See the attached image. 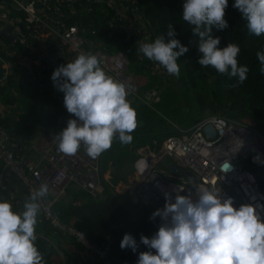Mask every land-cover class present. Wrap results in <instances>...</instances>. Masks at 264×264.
<instances>
[{"label": "clouds", "instance_id": "9594fccd", "mask_svg": "<svg viewBox=\"0 0 264 264\" xmlns=\"http://www.w3.org/2000/svg\"><path fill=\"white\" fill-rule=\"evenodd\" d=\"M229 0H185L182 20L200 37L198 63L213 67L221 76L247 79L249 68L240 65V47L229 43L219 47L220 37L211 33L228 28L226 9ZM233 7L246 21L249 34L264 35V0H235ZM168 37L159 35L152 41L139 42V53L158 63L169 76L179 78V57L189 51L169 25ZM178 49V51L176 50ZM264 74V52H257ZM54 86L64 93V107L73 117L53 136L58 151L76 155L83 148L92 159L112 148L115 139L123 145L133 142L137 128V111L128 97L135 90L129 82L109 76L97 55L81 52L66 65H60L51 77ZM256 163H264L259 156ZM222 170L225 165H221ZM228 165H226V168ZM165 191V206L152 213L161 218L158 231L151 237H140V244L155 250L140 252L137 264H264V219L256 206L242 204L237 209L232 198H224L216 186H195V199L190 191ZM47 183L32 191L23 202V211L0 201V264H46L39 250L36 226L41 213L40 201L49 196ZM174 200V202H173ZM121 249L139 248L131 234H125Z\"/></svg>", "mask_w": 264, "mask_h": 264}, {"label": "built area", "instance_id": "2783aa9c", "mask_svg": "<svg viewBox=\"0 0 264 264\" xmlns=\"http://www.w3.org/2000/svg\"><path fill=\"white\" fill-rule=\"evenodd\" d=\"M123 2L0 0V33L11 25L12 34L22 42L25 40L26 31L37 54L31 59L26 58L25 61L48 69L50 79L60 65H66L81 52H91L101 58L102 67L109 76L135 86L133 94L129 97H138L142 104L152 107L153 104L161 102L160 91L150 89L139 94L140 88L146 86L148 81L129 72V54L132 49L128 48L116 54H107L98 48L93 50L86 44L82 28L76 23L104 6L106 12L103 11V18L107 17V14L110 15V12L115 13V19L110 20V28L124 33L126 40L129 35H134L136 45L139 46V42H146L151 37H148L149 34L141 26V22L136 20V14L140 13L138 9H129ZM2 50L7 51L8 48L0 43V53ZM136 55L139 60H143L144 57L138 50ZM150 68L161 76L167 74L166 69L156 62L152 61ZM33 81L39 82V78L34 77ZM46 84L39 83L38 86L43 90ZM64 111L69 119L75 118L65 107ZM208 125H212L217 132L214 139H209L204 133ZM233 125L231 120L224 117L209 118L195 125L190 135L168 137L157 150H140L132 167L136 183L128 193L130 202L134 206L153 207L157 210L165 206V191L171 192L173 198L176 195L173 189H182L181 195H188L191 191L195 199V186H216L221 189L224 198L233 199L234 207L238 209L242 204H252L264 219V197L255 174L238 166L234 161L232 163L238 168L233 172L228 173L220 169L219 160L225 157V147L234 143L233 139L239 135L226 136L232 131ZM220 130H224L225 134L220 135ZM27 147L12 137L7 128L0 124V191L8 193L14 204L13 209L21 212L23 207V200L11 188L13 180L21 186L25 198L41 184L47 183L50 194L40 201V218L55 235L66 237L80 246L77 253L80 264H137L129 258L115 254L112 241H90L83 230L65 222L55 210L66 198L71 185L78 186L95 199L104 193L100 167L104 153L99 158L92 159L81 148L74 156L64 155L58 151L57 144L50 136L44 137L34 147L35 155H29ZM165 161L170 163L169 167L164 166ZM171 166L183 170L184 174L172 173ZM186 172H191L197 179L187 177Z\"/></svg>", "mask_w": 264, "mask_h": 264}, {"label": "trees", "instance_id": "16d2710c", "mask_svg": "<svg viewBox=\"0 0 264 264\" xmlns=\"http://www.w3.org/2000/svg\"><path fill=\"white\" fill-rule=\"evenodd\" d=\"M122 1H124V5L128 6L129 9L137 8L138 11L143 14L146 30L151 34V38L146 40V42L154 40L159 35H163L165 37V42H167L170 39V37H168V26L172 25L176 32L175 38L180 40L184 46L188 47L189 51L179 57L178 60V64L181 68V78H179L178 84H174L177 90H181V88L184 89L189 84L191 89L199 95V98H202L201 105L205 110L210 108L213 109L215 113L222 111L223 115L230 116V120H238L245 116L252 117L256 121L255 129L264 136V74L260 71L262 65L256 55L257 52H264V35L256 36L249 34L246 28V21L242 18L239 11L233 7L235 0H229V6L226 9L225 19L228 21V28L218 31L213 26L211 34L214 37H220L221 44L219 47L221 48L226 47L230 42L239 45L241 51L238 61L240 65H246L249 68L247 79L242 84L238 83L237 78H229L226 75L221 76L211 66L202 67L199 65L198 60L202 56V53L198 51L200 37L198 34H193L191 27L182 20L183 4L185 0ZM93 19L97 23V18L95 16L92 17V20ZM112 19H115L114 12H110L109 17L107 16L101 20V23L98 25L99 30L97 31L101 34L105 31L118 34L124 41L134 45V48H131L132 52L130 54H132L133 51L136 53L139 49V46L136 45V37L134 35H129V38L126 40L124 33L121 31L117 32L113 28H110L109 23ZM84 23L86 24V22ZM1 38L10 43L12 42L5 35H2ZM176 50L178 51V49ZM136 56H134V60L138 62ZM140 61L137 69H132L133 72L136 74L149 75L148 73L152 71L150 68L152 61L147 62L145 57ZM5 71L2 63H0V93L2 92L4 94V92L10 88L19 92V88L22 84L32 82L20 75L18 84H16L17 78L8 77L5 84L1 85V79L5 77ZM158 76L159 80L165 78V75ZM168 79L170 80V78ZM39 83H46V79H39V82H35L37 86ZM150 85L149 83V87H147L146 90H159V84L154 87ZM137 102L138 101H135L132 104L136 111L143 106V104L138 105ZM203 108H201V110ZM49 109L50 112L48 111L47 113L48 115L50 114V119L47 123V128L51 132L57 134L66 127L67 119L64 117V112H62L61 109L53 105L49 106ZM141 121H144L145 125L139 127L138 124ZM0 124L7 128L12 137L17 138L19 135H22V140H17L24 146H28L27 142L31 140L36 131V127H31L29 125L23 128L18 126L16 128L11 127L7 119H3L1 116ZM147 124L148 120L143 119L137 112V128L132 133L136 141H140L142 137L147 135L145 129ZM149 132H151V130ZM116 140L118 139H115V141ZM133 148L134 150L138 149L139 144L133 145ZM106 152L107 151H105L104 154ZM104 154L102 158H104ZM251 156L256 157L259 155L256 152H252ZM119 157L120 164H122L124 160H122L123 158L121 155H119ZM101 162L103 166V159ZM246 169L255 174L261 187L264 186V165H259V163L255 162V164L249 165ZM101 182L104 187V193L99 198L94 200L93 198L92 200L89 199V201L84 203L83 207L77 209H73L70 205H63L59 210L56 209V212L65 222L72 216L76 217L77 221L74 225L83 230L90 241L94 243L112 241L115 254L129 258L137 263L140 252H155V250L140 244V237L143 234L151 238L158 231L162 223L161 218L156 217L154 220L151 219L150 217L156 209L153 207L134 206L130 202L127 193L119 194L115 192L104 179L103 170H101ZM125 234H131L137 240L139 248L135 253L130 248L121 249L120 244ZM63 239L65 243L70 241L73 246V248H71L72 253L66 252L67 261L76 264V257L80 250V246L66 237H63ZM36 244L39 250L44 254L46 264H52L53 259L59 255L53 242L49 238L39 237L37 238Z\"/></svg>", "mask_w": 264, "mask_h": 264}, {"label": "rangeland", "instance_id": "374dc122", "mask_svg": "<svg viewBox=\"0 0 264 264\" xmlns=\"http://www.w3.org/2000/svg\"><path fill=\"white\" fill-rule=\"evenodd\" d=\"M103 11L106 12L104 6H101L96 13L92 15L91 14L86 15L83 19L76 21V23L80 25V27L82 28V36L84 37L88 47L93 48V50L95 48H98L100 51H103L104 53L107 54H116L119 52L126 51L128 48H134V45H132V43L124 41L122 37L116 33L113 34V33H109L108 31H105L101 34L99 33V31H97L99 30L98 29L99 23H101V20H103L102 18ZM93 16L97 18V23L94 21V19L92 20ZM107 16L109 15L107 14ZM136 20H139L138 22H141V26L144 27L146 30L143 21L145 20V18L141 12L136 14ZM84 22H86V24ZM148 34H149L148 37H151V34L150 33ZM24 35H25L24 39L26 40V42H29L30 40L28 39V35L26 31H24ZM4 40L5 39L1 38L0 43L3 44L6 48L12 47L11 45L12 42L10 43L8 41L7 44ZM12 49H13V57H9L7 51L5 50H2L5 51V54H2V57H0V63L2 61L7 62V66H6L7 70L5 71V74L6 72L7 73L9 72L10 74L9 68H11L12 71L13 69L14 71H16L17 68H20L21 57L29 53V49H26L25 45L21 43H19L17 46L12 47ZM134 56H136V53L134 51L132 54H129V67H128L129 72H133L132 69L136 70L139 63L141 62L137 56L136 58H138V62H136L134 60L135 59ZM146 61L149 62V60L147 59ZM8 62L11 64H9ZM18 71L19 70H17V72ZM148 74L149 75H147V77H149V81L151 84L150 86L154 87L155 85L159 84L158 89L160 91L162 98L161 102L157 104H153L152 107H149L143 103V106L137 111L138 114L141 115L143 119L148 120L147 127H145L147 131V135L142 137L141 141L144 145H149L151 149L157 150L158 147L161 146L163 141L168 137L181 136L183 134L190 135L195 125L200 123V121H204L206 119L214 118V117H224L230 120L229 118L230 116L223 115L222 111L215 113L213 109L210 108L205 110L201 105L202 98H199V95L196 94L191 89L189 84L184 89L181 88V90H177L174 84L179 83V78H181V76L177 78L166 74L163 80L162 79L159 80V76H158L159 74L153 71H150ZM46 78H47L46 79L47 86L43 90H41V88L38 87L33 81L29 83H24L20 86L19 88L20 94L18 97L14 98L13 93L11 94L10 92H8L10 93L8 94L6 92L4 101H1V103L7 105V107L5 108L6 109L5 116L7 122L11 124L10 125L11 127L16 128L18 126L20 128H23L24 126L29 125L31 127L32 126L36 127V129H38L39 126H43L47 128V123L50 119L49 117L50 114L48 115L47 112L50 110L49 106L54 104H55L54 107H57L58 109H61L62 112H64L63 115L68 122L69 118L67 117L64 111V102H63L64 97L62 96L61 91H59L54 86V83L49 78V76H46ZM168 78H170V80ZM16 80H15L16 84H18V79ZM3 84L4 83H1V85ZM209 100L212 99L210 98ZM8 104L10 105L8 106ZM201 108H203L204 110L203 109L201 110ZM231 121L232 124L236 125L237 128L239 129L252 130L255 134H257L261 138L262 141H264V136H262L255 129L256 121L252 117L245 116V117H241L238 120L231 119ZM67 122H66V127H67ZM150 130L151 132H149ZM51 133L54 134V132ZM241 136L244 135L242 134ZM246 137L247 138L245 139V142L242 143V144H248V146H246L247 149L245 152L241 151V148L239 147L235 149L233 145L230 147L232 158L234 159L238 155L239 159L235 163L238 166H242L243 169L248 168L249 165L255 164L253 160L254 157L251 156V153L254 151H250V149L255 148L256 146L255 144H253L252 138L250 137L248 138V136ZM236 141H238V138L233 139V142ZM241 147L244 148L245 145ZM234 150L237 151V153H234L235 152ZM246 152H249L250 155L248 156L241 155V153H246ZM257 154L259 155L260 160L264 161V156L259 153ZM101 163L102 162L100 161V167L102 170ZM259 165H264V163H259ZM130 172L132 174V171ZM11 204L14 205L13 202H11ZM54 238L56 239L57 235L55 236L53 234V239ZM51 239L52 238H50V240ZM53 239L51 241L53 242L54 247L57 250L58 244ZM58 256L61 257L64 256V254L59 252Z\"/></svg>", "mask_w": 264, "mask_h": 264}, {"label": "crops", "instance_id": "0c3cea01", "mask_svg": "<svg viewBox=\"0 0 264 264\" xmlns=\"http://www.w3.org/2000/svg\"><path fill=\"white\" fill-rule=\"evenodd\" d=\"M131 19H132V21L134 20V18H131ZM28 39L30 40V41L28 40L29 42H26V40H23L22 42L17 40V43L15 45L13 43H11L12 47L17 46L19 43L24 44L25 48L29 49V53L25 54L23 57H21V64H20L21 67L17 68V70H19L18 72H17V70L14 71V69L12 71V69L9 68L10 74H9V72L8 73L6 72L5 77H3L1 79V81L4 84H5L6 79L8 77H15V79L17 78L20 80V75H22L25 79L33 82L34 77H37L39 79H47L46 76H50L49 70L46 69L45 67L39 66L36 63H31L29 61H25L26 58L31 59V57H33L35 54H37V51L35 52L33 45H31V44H33L31 38L28 37ZM4 41L8 44V41H6V40H4ZM27 45H30L31 47H28ZM12 47L8 48V50H7L9 57H13ZM2 54H5V51H2L0 53V57H2ZM3 60H4V57H3ZM1 63L3 65V68L5 70H7L6 69L7 62L2 61ZM9 64H11V63H9ZM130 73H133V72H130ZM133 74L140 77V78H143L144 80L147 79L148 84L144 87H141L139 90V94H143V92L147 91L146 90L147 87H149V83H150L149 77H147L146 74H135V73H133ZM45 86H47V84ZM6 92L7 93L10 92L11 94L13 93L14 98L18 97L20 94L17 90H15L13 88L6 90ZM6 92H4V94L2 92L0 93V99H1L0 100V116L3 119L6 118V116H5L6 109L5 108L7 107V105L2 104L1 101H4ZM10 93H8V94H10ZM61 94L64 97V93L61 92ZM128 100L131 102V104H133V102H135V101H138L137 102L138 104L139 103L142 104V102L139 100L138 97L132 96V97H129ZM9 105L10 104H8V106ZM55 134L56 133L52 134L48 128H45L43 126H39L38 129H36L31 140H29L27 142L28 143L27 148L29 149V155H35L34 147L36 145H38L44 137H46V136L47 137L48 136L53 137ZM22 137H23L22 135H19L16 139L22 140ZM135 140L136 139L134 138L133 142L131 144H128V145H123L118 140H116V141L114 140V144L112 145V148L107 150V152L104 154V158H102L103 159L102 170H103L104 179L108 182V184L111 186V188H113V190L119 194H126V193L128 194L130 189L132 188V186L136 183V178H134L133 172L131 174L130 171H132L131 166L133 165L135 159L138 157L139 151L142 149H148V148L151 149V147L149 145H144L142 143V141H141L142 139H140V141L138 140L137 141L138 143ZM135 144H139V148L136 150H134V148H133V145H135ZM119 155H121V157L123 158V159L122 158L121 159L124 160V162H122V164H120L121 162L119 161V158H120ZM117 161H118V163H117ZM1 170H2V165H0V171ZM11 184H12V187H11L12 190L24 202L25 193H24L23 189L21 188V186L15 180H13L11 182ZM92 198L93 197H91L87 192L81 190L78 186L71 185L67 190L66 198L56 206L55 210L56 209L59 210L60 208L63 207V205H70L73 209L81 208V207H83L85 202L89 201V199L92 200ZM94 199L95 198H93V200ZM3 200H7L10 203L13 202L7 192L0 191V201H3ZM21 209H20V211L22 212L23 207ZM15 211H17V210H15ZM76 221H77V218L74 216L67 219V222H70V224H73V225L75 224ZM36 232H37L38 238L40 237V238H49V239L52 238L53 239L54 233L52 232V230H50L47 223H45L44 221L41 220L40 216L38 217V224L36 226ZM53 240H55V242L58 244L57 250H60L58 252L64 254V256L55 257L53 259L52 264H72V263L67 261V257L65 258L66 252L72 253L71 248H73V246L71 245L70 241H67V243H65L63 237H59V236H57V238L56 239L54 238ZM76 264H80L77 257H76ZM82 264H87V263H82Z\"/></svg>", "mask_w": 264, "mask_h": 264}, {"label": "water", "instance_id": "95a60500", "mask_svg": "<svg viewBox=\"0 0 264 264\" xmlns=\"http://www.w3.org/2000/svg\"><path fill=\"white\" fill-rule=\"evenodd\" d=\"M2 35L7 36L12 41V43L14 45L17 43V37H15L12 34V27H11V25H8L5 29H3L1 31L0 36H2ZM140 104L141 103H139L138 105H140ZM144 125H145V122L144 121H141L138 124L139 127H142ZM204 133H205V135L209 139H214L216 137V135H217V132L215 131V129H214V127L212 125L206 126L205 129H204ZM218 133L220 135H223V134H225V131L224 130H220ZM231 134H240V135H242V134L243 135H246L247 134L248 136L255 137V138L259 139V141L262 142V145H261L262 147L256 148V149L252 148V149H250V151H254V152L259 153V154H261V155L264 156V141H262L261 138L257 134H255L252 130H249V129H239V128H237L236 125H233L232 131L229 132V133H227L226 136L231 135ZM240 135H238V136H240ZM248 155H250L249 152H247V154H245V156H248ZM238 159L239 158H238V155H237L236 156V159L233 160V161L236 162V161H238ZM233 161H228L226 159H220L219 160V162H220V169L222 170L221 165L223 164V165H225V169L222 170V171L228 172V173L233 172L235 169L238 168V167H235V165L232 163ZM169 165H170V163L168 161H165L164 162V166L165 167H169ZM226 165H228L227 168H226ZM170 171L172 173H174V174H177V175H183L184 174L183 170L177 168L176 166H171L170 167ZM185 175L187 177L191 178V179H194V180L197 179L196 176L194 174H192L191 172H186ZM261 190H262V192H264V186L261 187Z\"/></svg>", "mask_w": 264, "mask_h": 264}, {"label": "bare ground", "instance_id": "6f19581e", "mask_svg": "<svg viewBox=\"0 0 264 264\" xmlns=\"http://www.w3.org/2000/svg\"><path fill=\"white\" fill-rule=\"evenodd\" d=\"M246 136H248L247 134L246 135H244V136H238L237 138H238V141H236V142H234V143H230L228 146H226L225 147V149H227V150H225L226 152H225V157L223 158V159H225L226 158V160H228V161H233V160H235L236 158H232V155H231V149H230V147L233 145L234 146V149L235 148H237V147H239V148H241V151H243V152H245L246 151V149H247V147L246 146H248V144H242V143H244L245 142V139L247 138ZM249 137H251V136H248V138ZM253 140V144H255V148L254 149H256V148H260V147H262L261 145H262V142L261 141H259V139H257V138H255V137H251ZM243 145H245V147L244 148H242L241 146H243ZM249 146H251V145H249ZM235 151V150H234ZM234 153H237V151H235ZM245 154H247V152L246 153H241V155H245Z\"/></svg>", "mask_w": 264, "mask_h": 264}]
</instances>
